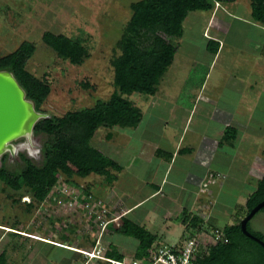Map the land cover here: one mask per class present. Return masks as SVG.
<instances>
[{
	"label": "rangeland",
	"instance_id": "374dc122",
	"mask_svg": "<svg viewBox=\"0 0 264 264\" xmlns=\"http://www.w3.org/2000/svg\"><path fill=\"white\" fill-rule=\"evenodd\" d=\"M137 1L140 0H0V58L17 51L25 43L32 45L34 51L32 56L25 60V69L51 90L42 105L44 119L53 116L61 117L68 112L91 109L97 102L110 100L115 91L114 69L111 62L120 53L117 43L131 17L130 5ZM249 2V0H238L235 4L221 3L219 7V10H222L221 14L211 17V21L207 23L209 30L206 29L203 35L209 38L212 36V30H216L217 26L221 27L223 22L220 17L225 11L232 9V12L248 14ZM197 24L202 27L200 21ZM47 32L64 35L74 41L80 40L79 43L87 50V55L78 64L62 58L43 41V35ZM157 34L167 42L181 45L180 50H183L184 54L181 62L188 64L187 71L190 76H188L187 83L175 84L172 91L179 94L178 101L180 104L183 103V107L189 106V94L192 88L204 81L212 58L205 56L201 60V57L196 54L194 59L198 63L193 62L195 68H190L187 57L191 49L201 47L197 53L199 55L203 53L204 43L199 32L194 35L187 33L184 40L171 38L162 32ZM247 34L253 36V29ZM148 37L144 44L151 45L152 39H149L154 36ZM183 45H186L184 49ZM222 45H224L223 41ZM225 45L230 51L232 46L230 42L226 40ZM253 55L252 52H248V55L244 57L247 60L245 62L253 67L249 68L248 86L252 89H260L261 94L260 99L256 100L259 104V111L248 113L251 115L250 119H254L246 123V125L250 123L248 125L250 128H247L245 136L238 135L240 145L235 148L232 165H230L232 170L236 168L238 183L229 182L227 189L220 191L228 183L226 181L225 185L221 186L222 181L226 180L225 177L213 185L209 192L204 193L203 186L192 189L191 185L184 192L183 184L173 182L175 172H172L163 195L145 200L143 204L137 206L140 201L147 199L146 197L152 191L151 184L161 183L163 171L155 164L138 170L129 165L132 157L139 152L138 149L141 147L139 136L136 137L139 130L102 127L95 133L90 145L123 167L121 172L113 171L118 179L112 183H109L105 177L94 174L87 178L74 177L72 184L60 179L55 190L62 189L64 192L61 194L57 192L53 195V200L47 199L41 205L30 208L27 206L32 203L30 195L25 194L24 191L16 192L0 180V256L4 254L8 264H81L82 260L84 264H98L96 260L85 259L86 256L78 253V250L93 251L99 247L103 253H105L104 250L113 251L115 249L118 254L127 259L136 257L138 241L124 234V218L158 237L155 246L147 253L185 241L186 234L189 232L184 228L185 219L183 218L188 216L183 214L184 209L190 214L197 212L208 216L214 223L219 222L220 225L224 222L234 223L236 213L245 206L247 198L245 193L238 194L241 190L243 191L244 187L242 188L241 185L248 183L245 179L241 180V175L244 173L246 177L254 178L255 180L250 179L253 187L255 184L257 186L264 176V66H258ZM230 57L229 52H226L224 58L221 59ZM220 70L221 65L218 63L210 70L211 84L218 81ZM229 72L238 74L241 70L231 67ZM210 90L217 89L210 85L207 91L210 92ZM226 94L228 99H222L223 102L219 99L220 105L223 106L225 103L231 106L234 101L238 103L234 95ZM255 95L257 96V93ZM245 99V103L241 104L244 107L242 112H248L245 109L249 107V98ZM131 101L143 112H147L150 106L162 100L156 101L134 94ZM163 101L172 102L173 100ZM148 114L149 112L145 114V119ZM199 119L197 115L189 128L196 129L193 133L194 137L197 136V129L212 132L221 128L216 123L208 120L203 123ZM169 129L175 131L173 127ZM169 132L171 134V131ZM148 134L152 137H147L150 140L157 137L153 132ZM45 140V137H35L33 134L30 139L28 137L14 141L15 153H6V160H4L5 155L1 156L0 167L5 165L12 175L18 173L24 168L20 154L33 160L35 164L41 165L44 159L42 143ZM222 144L225 145L224 151H227L225 153H230L231 148L228 147L230 143L222 142ZM208 155L211 157L214 154ZM217 169H213L217 171L215 175L217 173L226 175L221 170L222 168ZM150 175H153L152 178ZM190 183L193 185L195 182ZM77 184L79 187L76 186ZM173 184L178 187H173ZM85 188H88L89 193L84 195ZM79 196H83L84 200L78 201ZM235 200L239 204L233 208L232 202ZM249 223L252 231L264 234V212L257 214ZM105 224L107 225L103 231ZM11 228H17L26 236L10 237L8 231H18ZM100 235H103L101 239H99ZM34 236L42 240L39 241ZM45 239L62 245V248L67 249L65 246H68L70 250L74 249L77 252L56 250L47 246V242L43 241Z\"/></svg>",
	"mask_w": 264,
	"mask_h": 264
},
{
	"label": "trees",
	"instance_id": "16d2710c",
	"mask_svg": "<svg viewBox=\"0 0 264 264\" xmlns=\"http://www.w3.org/2000/svg\"><path fill=\"white\" fill-rule=\"evenodd\" d=\"M237 1L140 0L132 3L131 17L117 43L120 53L111 62L114 69L115 91L110 100L97 102L91 109L68 112L61 117L53 116L40 120L34 128V135L46 138L42 143L43 163L37 165L24 154H20L24 168L12 175L3 165L0 167V180L14 191H24L25 194L30 195L32 203L27 204L30 208L41 205L47 199L53 200V195L57 192L61 194L62 189L55 190L60 179L72 184L74 177L87 178L94 174L105 177L109 183L117 180L118 176L113 171L121 172L123 167L114 159L106 157L93 148L90 141L102 127L129 129L137 128L141 124L144 117L142 109L131 101V97L134 94L145 97L155 96L179 50V44L167 42L157 33L162 32L174 39L182 38L184 22L191 13L216 10L217 2L229 5ZM250 1L254 22L264 25V0ZM150 35L154 36L149 39H152L151 45L144 44ZM43 41L59 56L74 64L81 62L87 55V50L79 43L80 40L74 41L64 35L47 32L43 35ZM209 43L210 50L216 53L219 42L211 40ZM33 51L34 48L30 43L23 44L17 51L0 58V70L12 72L26 91L28 99L35 103L36 110L44 113L42 105L51 90L25 69V60L32 56ZM233 136L236 137V131L231 128L225 131L224 138L227 140L231 141ZM6 157L5 155L4 160ZM76 186L79 187L78 184ZM84 192V195L88 194V188H85ZM82 197H77L78 201H83ZM263 201L264 176L258 182L254 192L248 196L245 206L237 213L236 221L232 224H223L222 227L205 224V217L196 213L190 214L184 209L183 214L188 215L183 218L185 219L184 228L189 232L186 237L194 235L204 226L210 230L212 227L221 229L228 239L227 243L220 242L210 247L209 254L198 260L199 264H264V247L247 236L240 225L241 221ZM261 212H264V207L257 214ZM249 225L250 223H248V231L264 242V234L252 231ZM124 234L138 241L136 258L148 256L147 251L158 241L156 235L127 218H124ZM9 236L23 237L22 234L12 231L9 232ZM182 243L183 241L178 242V244ZM46 245L56 250L73 251L53 244L46 243ZM85 251L91 250L85 249ZM105 255L110 259L125 258L115 249L105 251ZM96 262L100 264V261L96 260ZM0 264H8L4 254L0 256ZM81 264H84L83 260Z\"/></svg>",
	"mask_w": 264,
	"mask_h": 264
},
{
	"label": "crops",
	"instance_id": "0c3cea01",
	"mask_svg": "<svg viewBox=\"0 0 264 264\" xmlns=\"http://www.w3.org/2000/svg\"><path fill=\"white\" fill-rule=\"evenodd\" d=\"M248 9H250V11L246 15L232 12V9L228 11L224 10L225 13H222L220 17L223 24L221 27L217 26L216 30H212V36H209V38L203 35V32L208 28L207 23L211 21L212 16L220 15L222 10H218L219 12L217 13L215 12L216 10L210 12H193L185 20L184 33L181 39L184 40L187 33L194 35L196 32H199L204 43L202 55L197 53L201 47L198 49H191V52L187 57L189 58L190 68H195L193 62L198 63L194 59L196 54L201 57V60L205 56H208L209 59L212 58V60L209 62L204 81L192 88V91L189 94V106L183 107V103L180 104L178 101L180 97L179 94L172 91V89L175 88V84L179 85L180 82L187 83L189 79L188 76H190L187 71L189 69V67H187L188 64L181 62L184 54L182 53L183 50H180V45L172 66L169 68L159 85L158 92L155 96L148 97L150 99H155L156 101H162L149 107L147 111L149 114L146 119L145 114L147 112H143L142 110L144 117L141 124L138 126V129H135L139 130L137 131L136 137L139 136L141 147L138 149L139 152L134 154L129 165L134 167L135 170H138L147 165L155 164L157 168H161L163 175L159 185H150V183H148V185L151 186L152 191L146 197L147 199L140 201L137 206L143 204L145 200L148 201L151 198L163 195V192H165L171 179L172 172H175L173 182L175 184H183L185 188L184 192H186V188L189 185H191L192 189L201 187L203 182L217 172L213 170L215 168H222L221 170L226 174L224 175L226 180H221V186L225 185L224 183L228 181L220 191H225L229 182H239L235 171L236 168L235 170H232L230 165H232L231 162L233 161L232 159L235 148H237V145H240L239 136H245V133L248 130L247 128H250L248 126L250 123L248 125H246V123L251 122L252 119H254H250V112L259 111V104L256 100L260 99L261 94L260 89H252L248 86L250 74L249 68L253 67H250V64L245 62L247 60L244 57L248 55V52H252L254 54L255 63H258V66H264V25L254 22L251 1L248 4ZM198 21L201 22L202 27L197 24ZM251 29L254 31L253 36L247 34ZM211 40L219 42L218 51L216 53H213L210 50L209 42ZM226 40L232 45L230 51L225 45ZM222 41L224 42V45H222ZM185 46L186 45L182 46L183 49ZM226 52H229L231 57L222 60L221 58H224V53ZM190 62H192V64ZM216 63L221 65V70L218 76V81H216L217 83L215 82L211 84V78L209 77L210 70L216 65ZM231 67L240 69L241 73H230L229 70ZM243 71H246L247 73H242ZM246 74H248V76ZM210 85L217 90H210V92H208L207 89L209 90ZM226 93L234 95L236 97L235 100H238V103L234 101V104L231 106L225 103L223 106L222 104L220 105L218 103L219 99L221 101L222 99H228ZM256 93L257 96L255 95ZM245 98H249V107L245 109L248 112H242L244 107L241 104L242 102L245 103ZM163 100L173 101L164 102ZM197 115L200 117V122L204 123L205 120H208L214 124L216 123L221 128L215 129V131H212L213 133L206 129H197V136L194 137L193 133H195L196 129L191 130L189 128ZM258 122L261 123L260 121ZM170 127H173L175 131L170 130ZM230 128L236 131V137L233 136L234 138L231 141L224 138L225 131ZM169 131H171V134ZM149 132L155 133L157 137L150 140L149 138L152 137L148 134ZM189 134H191V136H189ZM222 142L230 143L229 146L227 145L231 148L230 153H225L227 151H224L225 145L222 144ZM212 153L214 155L209 157L208 154ZM180 173L182 175H180ZM168 175L169 177L167 178ZM147 176H149L148 173ZM242 179H245L248 183H246L247 185H241V187L244 188L243 191L241 190L238 194L241 195L245 193L248 198L257 186L255 184L253 187V183L250 182V179L253 180L254 178H251L250 176L246 177L244 173L241 175V180ZM192 181L195 182L193 185L190 183ZM212 186L213 185H210L208 189H204V193L206 191H211L213 188ZM173 187L178 186L173 184ZM232 203L234 204L233 208L239 204L236 200ZM196 214L198 213L196 212ZM203 217H205V224L210 223L219 227V222L214 223L210 217ZM224 224L228 223L224 222ZM66 247L69 249L68 246Z\"/></svg>",
	"mask_w": 264,
	"mask_h": 264
},
{
	"label": "water",
	"instance_id": "95a60500",
	"mask_svg": "<svg viewBox=\"0 0 264 264\" xmlns=\"http://www.w3.org/2000/svg\"><path fill=\"white\" fill-rule=\"evenodd\" d=\"M44 114L36 110L35 103L28 99L27 93L14 74L8 70H0V157L7 151L6 145L34 134L36 124L44 119ZM264 207V201L258 204L242 221V231L260 243L264 242L248 231V223L257 212Z\"/></svg>",
	"mask_w": 264,
	"mask_h": 264
},
{
	"label": "built area",
	"instance_id": "2783aa9c",
	"mask_svg": "<svg viewBox=\"0 0 264 264\" xmlns=\"http://www.w3.org/2000/svg\"><path fill=\"white\" fill-rule=\"evenodd\" d=\"M220 7V3H216ZM224 175L214 174L208 180L203 182L202 186L206 189L210 185L217 184L219 180L224 179ZM62 192H64L62 190ZM109 224V222H108ZM107 224L103 225V231ZM103 235H100L99 239ZM100 241V240H99ZM227 243L228 239L223 234V231L217 227L207 229L204 226L199 228L194 235L188 236L182 244H174L172 246H165L157 248L148 253V256L143 258L122 260L110 259L106 257L105 253L99 247L93 251L78 250L81 254L86 256L87 260H97L100 264H199V259L209 254L210 247L216 246L218 243ZM106 251V250H104Z\"/></svg>",
	"mask_w": 264,
	"mask_h": 264
},
{
	"label": "bare ground",
	"instance_id": "6f19581e",
	"mask_svg": "<svg viewBox=\"0 0 264 264\" xmlns=\"http://www.w3.org/2000/svg\"><path fill=\"white\" fill-rule=\"evenodd\" d=\"M31 138V136H29V139ZM6 149L5 150H7V151H10L11 150V152H14L15 153V151H16V149H15V146H14V142L12 141V142H10L9 144H7L6 146ZM3 228V227H2ZM3 229H5V230H9V229H7V228H3ZM10 232H11V230H10ZM35 238H37V237H35ZM39 240H42V238H38ZM44 242H47L48 244H54V242H51V241H47L46 239L45 240H43ZM54 245H57V244H54ZM57 246H62V245H57ZM66 247V246H65ZM69 248V247H68ZM70 249V248H69ZM72 250V249H71Z\"/></svg>",
	"mask_w": 264,
	"mask_h": 264
},
{
	"label": "clouds",
	"instance_id": "9594fccd",
	"mask_svg": "<svg viewBox=\"0 0 264 264\" xmlns=\"http://www.w3.org/2000/svg\"><path fill=\"white\" fill-rule=\"evenodd\" d=\"M222 9V8H221ZM216 10H219V7H217L216 6ZM8 232H10V231H8ZM16 233H18V234H22L23 236H26V234L25 233H22V232H19V231H16ZM39 240V239H38ZM40 241V240H39ZM43 242V241H42ZM73 251H75V252H77V250H74V249H72ZM78 253H80L79 251H78Z\"/></svg>",
	"mask_w": 264,
	"mask_h": 264
}]
</instances>
